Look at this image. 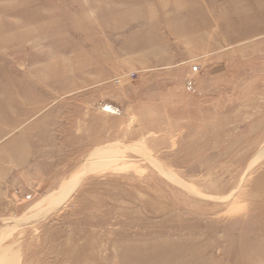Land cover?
I'll use <instances>...</instances> for the list:
<instances>
[{
  "label": "rangeland",
  "instance_id": "obj_1",
  "mask_svg": "<svg viewBox=\"0 0 264 264\" xmlns=\"http://www.w3.org/2000/svg\"><path fill=\"white\" fill-rule=\"evenodd\" d=\"M0 264H264V0H0Z\"/></svg>",
  "mask_w": 264,
  "mask_h": 264
}]
</instances>
